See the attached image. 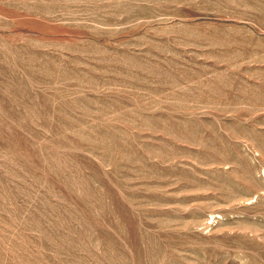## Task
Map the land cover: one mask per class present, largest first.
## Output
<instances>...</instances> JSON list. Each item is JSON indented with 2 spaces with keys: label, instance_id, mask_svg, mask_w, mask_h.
Instances as JSON below:
<instances>
[{
  "label": "rangeland",
  "instance_id": "obj_1",
  "mask_svg": "<svg viewBox=\"0 0 264 264\" xmlns=\"http://www.w3.org/2000/svg\"><path fill=\"white\" fill-rule=\"evenodd\" d=\"M0 264H264V0H0Z\"/></svg>",
  "mask_w": 264,
  "mask_h": 264
}]
</instances>
